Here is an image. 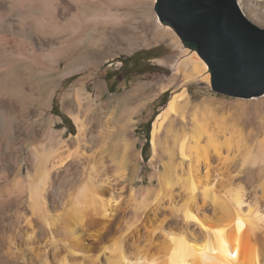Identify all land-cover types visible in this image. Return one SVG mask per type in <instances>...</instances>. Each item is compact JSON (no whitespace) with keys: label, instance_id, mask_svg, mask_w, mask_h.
Instances as JSON below:
<instances>
[{"label":"bare ground","instance_id":"obj_1","mask_svg":"<svg viewBox=\"0 0 264 264\" xmlns=\"http://www.w3.org/2000/svg\"><path fill=\"white\" fill-rule=\"evenodd\" d=\"M123 1L0 0V264H264V118L260 114L250 121L256 147L244 146L237 128L230 127L227 139L223 135L227 131L211 133L197 121L192 133L178 139L174 125L184 121V109L190 107L195 115L210 106L204 102L193 106L184 88L173 94L152 124L150 143L154 155L160 149L166 157L160 176L165 189L172 190L175 175L177 186L186 193L180 204L171 192L164 198L157 194L149 210L144 209L148 206L143 195L130 215L131 233H127L130 227L126 231L117 227L127 214L121 207L123 191L118 192L104 173L90 131L94 117L89 115L100 114L102 95L93 99L83 86L64 95L62 110L75 126L74 135L64 139L62 131L34 129V119L42 115L44 102L50 107L53 93L45 96L35 82L42 70L31 55L43 58L51 51L45 64L53 70L59 59L75 55L80 44L91 40L76 26L82 5L104 8ZM236 4L247 20L264 23V0H236ZM17 5L25 13L16 11ZM106 14L101 17L105 25L119 26L116 15ZM34 16L41 22L38 35L27 24ZM102 35L121 40L129 34L120 28L104 29ZM18 39L28 40L30 48L14 58ZM184 50L185 59L177 67L184 84L209 82L207 66L196 53ZM84 69L68 67L64 77ZM95 88L103 90L98 82ZM147 93L145 85H137L126 99L116 100V107L126 102L139 107ZM250 104L257 110L264 107V98ZM164 130L171 134L175 150L167 141L161 143ZM217 135H222L220 140ZM42 137L50 141L47 149L31 148L23 156L22 147ZM250 169L262 176L252 193L240 183ZM145 222L152 229L140 237Z\"/></svg>","mask_w":264,"mask_h":264},{"label":"rangeland","instance_id":"obj_2","mask_svg":"<svg viewBox=\"0 0 264 264\" xmlns=\"http://www.w3.org/2000/svg\"><path fill=\"white\" fill-rule=\"evenodd\" d=\"M124 1V3L120 2V4H123L121 6L117 2L112 3L113 6L110 5L112 7L104 4V8L101 7L103 6L102 4H98L99 6L93 5L96 8L93 6H81L80 16H83H79L78 20H76V26H81L82 28V30H79L80 35L91 38V40L88 43L80 44L76 48L78 50L76 52L79 54L76 53L75 55L79 56L72 55L65 57V55L59 59V65L55 66L51 71H49V65L45 64V58L53 55L51 51L47 50L46 54L44 53L46 55L43 57L44 59L38 57V54H32L33 56L31 55V57L35 61L37 60L36 62L33 60L35 66L40 71L42 70L41 75L35 77V82L43 87L45 96L53 93L50 107L47 108L44 102L42 105V108L44 106L41 112L42 115L36 117L35 119L37 120L34 119L35 130L43 127L46 132L50 131L54 133L55 131H62L64 139L74 135L76 133L75 126L70 117L62 110L61 103L64 95L72 93L80 86H83L84 93L93 99L102 95L104 107L101 109L100 114L92 113L89 115V117H94L93 122L90 124V131L95 136L97 146L95 148L96 157H101L103 164H105L104 169L106 171L104 170V173L118 192L121 189L123 191L121 192L123 194L120 193L123 195L121 207L125 210V214L127 213L124 218L126 221L124 220V223L121 222L117 227L124 231L130 227L127 233H131L134 230L131 217L135 209L134 206L144 199L142 198L143 195L146 196L145 204L148 206L144 209L149 210L152 203L154 204L157 194L161 195L160 197L158 196L159 198H164L165 193L171 192V195L175 196H173L174 201L176 200L175 203L180 204L181 198L186 193L183 189V194L182 188L177 186L175 175L172 176V190L165 189L163 186L160 176L164 174L162 166L166 162V157L162 155L163 153L160 149L154 155L149 141V147L145 149L144 156L142 155L145 136L149 131L150 139L152 124L156 116L168 103H164L167 97L169 101L173 94L184 88L187 94H189L193 106L203 102L205 106L206 104L210 106V110L206 107L205 109L201 108L195 115L191 112L190 107L184 109V121L174 125V133H176L178 139L183 134L189 135L192 133V125L197 121L200 125L209 129L211 133L220 129L227 131L226 134L223 133L227 139L231 135L230 127L232 129L237 128L241 132V138L244 141L243 145L247 147L254 145L256 147L253 137L255 127L253 126V122L250 123V121L254 114H260L264 118V107H258L256 110L250 104V101L253 99L262 100L264 95L247 100L215 94L211 91L209 82L195 81L184 84L182 77L177 74V67L185 59L186 52L173 30L167 26L165 27L168 29H165L158 22L155 12L158 0ZM67 3L64 2V6L68 5ZM21 7L22 5H17L16 9H18L16 11L22 12L23 10L25 13V9L23 7L21 9ZM90 13L93 17H90ZM105 13L116 15L118 23L120 22L119 26L105 25L101 21L105 17ZM249 21L256 27L264 30V23L260 24L259 22H252V20ZM40 23L35 16L27 20V24L31 26V29L37 35L40 30ZM120 28L128 30L129 35L124 36L126 38L123 37L121 40H118L110 35H102L104 29L117 30ZM104 37L105 41L103 40ZM20 40L18 39L15 42L16 45L14 44V58L21 57L20 54L22 56L23 54L26 55L30 48L28 40ZM19 44L21 46H18ZM23 51L26 53H23ZM68 67H82L85 69L81 73L64 77ZM97 82L102 85V92L95 90V83ZM137 85H145L148 88L147 99L140 103L139 107H136V103L126 102L123 107L117 108L116 100L126 99V95ZM165 93H167V97L163 98ZM97 113L99 112L97 111ZM129 120H132L130 124L128 123ZM150 122L151 125L148 127ZM227 134H230L229 137ZM219 136L222 135H217V139L221 138ZM47 140V138L42 137L36 141H32L22 147L21 153L23 156H27L28 150L30 151L31 148L47 149L50 145V141ZM164 141H167L168 146L175 150L172 136L171 134H167L165 130L161 134V143ZM204 141L205 138H202V142ZM145 158H147V161H145ZM238 164L236 162V165ZM177 171L176 174H179L180 172ZM260 178L262 176L257 170L250 169L242 178L243 180H240L242 181L240 183H245L243 187L246 188L247 186L248 189L246 190L252 193ZM147 190H149V193H146ZM133 197H136V199H133ZM145 225L142 228L143 230H139L140 237L146 230L152 229L149 223L145 222Z\"/></svg>","mask_w":264,"mask_h":264},{"label":"water","instance_id":"obj_3","mask_svg":"<svg viewBox=\"0 0 264 264\" xmlns=\"http://www.w3.org/2000/svg\"><path fill=\"white\" fill-rule=\"evenodd\" d=\"M155 12L207 66L213 93L264 95V30L245 18L236 0H158Z\"/></svg>","mask_w":264,"mask_h":264},{"label":"trees","instance_id":"obj_4","mask_svg":"<svg viewBox=\"0 0 264 264\" xmlns=\"http://www.w3.org/2000/svg\"><path fill=\"white\" fill-rule=\"evenodd\" d=\"M167 97V93H165L164 95H163V98H166ZM168 102V97H167V99L164 101V103L166 104ZM150 125H151V122L148 124V127H150ZM149 131L147 132V134H146V136H145V144H144V146H143V149H142V155L144 156V152H145V149L147 148L148 149V147H149V141H150V139H149ZM145 161H147V158H145Z\"/></svg>","mask_w":264,"mask_h":264}]
</instances>
